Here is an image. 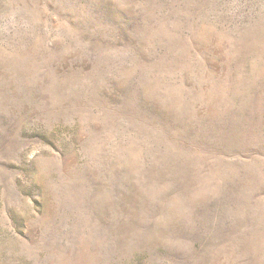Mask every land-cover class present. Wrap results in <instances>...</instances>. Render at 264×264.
<instances>
[{
  "label": "rangeland",
  "instance_id": "obj_1",
  "mask_svg": "<svg viewBox=\"0 0 264 264\" xmlns=\"http://www.w3.org/2000/svg\"><path fill=\"white\" fill-rule=\"evenodd\" d=\"M0 264H264V0H0Z\"/></svg>",
  "mask_w": 264,
  "mask_h": 264
}]
</instances>
